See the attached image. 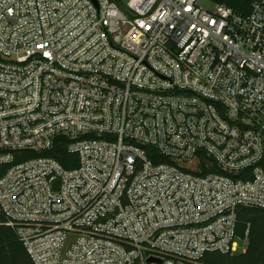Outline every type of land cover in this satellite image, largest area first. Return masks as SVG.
<instances>
[{"label": "built area", "instance_id": "built-area-1", "mask_svg": "<svg viewBox=\"0 0 264 264\" xmlns=\"http://www.w3.org/2000/svg\"><path fill=\"white\" fill-rule=\"evenodd\" d=\"M263 160L264 0H0V220L34 264L244 251Z\"/></svg>", "mask_w": 264, "mask_h": 264}, {"label": "trees", "instance_id": "trees-1", "mask_svg": "<svg viewBox=\"0 0 264 264\" xmlns=\"http://www.w3.org/2000/svg\"><path fill=\"white\" fill-rule=\"evenodd\" d=\"M211 1L225 4L239 13L247 14L255 0ZM69 142V137L58 136L54 149L44 154L54 156L67 168L76 167L79 164V159L68 151ZM39 154L35 151L27 152L25 157ZM262 164L264 166V160ZM208 170L219 171V168L212 163V166L209 169L205 168L204 171ZM3 222L0 220V264H34L16 230ZM236 234L240 239L248 235L249 242L244 251L237 253L209 251L200 259L188 264H264V208L239 207Z\"/></svg>", "mask_w": 264, "mask_h": 264}, {"label": "water", "instance_id": "water-1", "mask_svg": "<svg viewBox=\"0 0 264 264\" xmlns=\"http://www.w3.org/2000/svg\"><path fill=\"white\" fill-rule=\"evenodd\" d=\"M154 260L161 261L160 259H156V258H151V259H149V261H154Z\"/></svg>", "mask_w": 264, "mask_h": 264}, {"label": "rangeland", "instance_id": "rangeland-1", "mask_svg": "<svg viewBox=\"0 0 264 264\" xmlns=\"http://www.w3.org/2000/svg\"><path fill=\"white\" fill-rule=\"evenodd\" d=\"M216 3H218V2H216ZM238 241H239L240 244L242 243L241 240H238ZM239 252H241V251H239Z\"/></svg>", "mask_w": 264, "mask_h": 264}]
</instances>
